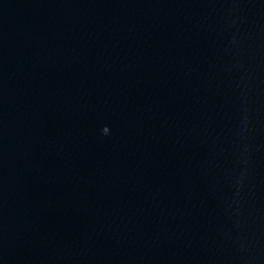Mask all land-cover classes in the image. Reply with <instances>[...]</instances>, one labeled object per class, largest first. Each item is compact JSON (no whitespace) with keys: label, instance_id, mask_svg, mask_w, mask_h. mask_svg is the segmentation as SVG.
Returning a JSON list of instances; mask_svg holds the SVG:
<instances>
[{"label":"water","instance_id":"water-1","mask_svg":"<svg viewBox=\"0 0 264 264\" xmlns=\"http://www.w3.org/2000/svg\"><path fill=\"white\" fill-rule=\"evenodd\" d=\"M0 264H264V0H0Z\"/></svg>","mask_w":264,"mask_h":264}]
</instances>
